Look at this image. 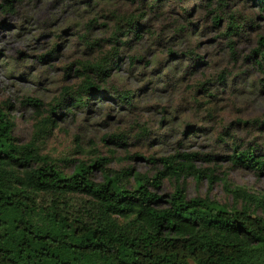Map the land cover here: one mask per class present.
Here are the masks:
<instances>
[{
	"label": "rangeland",
	"instance_id": "rangeland-1",
	"mask_svg": "<svg viewBox=\"0 0 264 264\" xmlns=\"http://www.w3.org/2000/svg\"><path fill=\"white\" fill-rule=\"evenodd\" d=\"M144 1L150 0L141 5L138 0H13L14 10H4L0 0V101L14 119L15 141L33 140L65 172L78 159L98 155L108 156L109 166L132 165L150 174L161 165L154 156L176 150L224 154L236 142L264 151V122H260L264 120V66L258 67L248 55L264 34L260 0L154 1V6H162L160 14L152 13L147 23L152 34L145 31L136 48L143 55L139 62L150 58L148 65L139 70L141 66L130 63L128 57L119 59L100 95L94 94L86 106L72 113L54 114L57 123L47 134L34 132L37 111L27 96L40 97L46 112L64 84L78 80L77 59L97 54L85 47L79 34H107L101 22L112 24L111 9L137 12L138 5L148 6ZM228 12L243 23L242 31L232 35L234 52L224 33ZM216 13L222 15L217 24ZM181 24L188 27L178 33ZM172 32H176L172 44L177 54L193 48L201 55L193 70H186L184 55L174 61L173 68L158 72L162 68L158 60L167 57L168 62L176 55H167L155 40ZM53 45L50 56H39ZM118 90H129V99L118 97ZM187 123L196 128L184 133ZM196 161L219 177L225 174L235 184L264 192V169L232 164L227 157ZM92 176L103 178L98 170ZM185 180L188 195L208 193L221 202L232 201L222 179L210 183L207 176L198 180L188 175ZM174 186V179L165 177L157 190L170 192ZM73 197L78 200L81 195Z\"/></svg>",
	"mask_w": 264,
	"mask_h": 264
},
{
	"label": "trees",
	"instance_id": "trees-1",
	"mask_svg": "<svg viewBox=\"0 0 264 264\" xmlns=\"http://www.w3.org/2000/svg\"><path fill=\"white\" fill-rule=\"evenodd\" d=\"M154 1L162 0L144 1L148 6L138 5L137 12L111 9L112 24L101 22L109 30L107 34H79L85 47L97 54L77 59L74 73L78 80L64 84L46 112L40 97L27 96L36 107L34 132L38 136L50 132L57 116L72 113V109L86 106L94 94L100 95L119 59L128 57L130 63L141 66L139 70L148 65L150 58L139 62L143 55L136 48L145 31L152 34L147 25L152 13L160 14L162 6H154ZM260 3L264 8V0ZM1 4L4 10H14L13 0ZM180 7L188 11V7ZM226 16L224 33L234 52L232 35L242 31L243 23L234 12ZM220 18L216 13L214 23ZM187 27L181 24L177 32ZM175 34L155 40L167 55H176L168 62L167 57L158 60L162 64L158 72L173 68L174 61L184 55L186 70H193L201 60L193 48L177 54L172 44ZM258 42L248 55L263 67L264 34ZM54 49L55 45L39 56L48 57ZM117 95L126 100L130 91L118 90ZM14 125L9 108L0 101V264H264V192L235 184L225 174L219 177L196 161L227 157L232 164L261 171L264 151L257 145L234 142L224 154L176 150L154 156L161 165L150 174L132 165L109 166L106 155L80 158L65 172L33 140L16 142ZM194 128L187 123L184 133ZM63 159L74 161L68 156ZM96 170L102 179L92 176ZM188 175L198 180L207 176L210 183L222 179L232 201L221 202L208 193L188 195ZM165 177L173 178L175 186L162 193L157 187ZM74 194L81 198L73 200Z\"/></svg>",
	"mask_w": 264,
	"mask_h": 264
}]
</instances>
